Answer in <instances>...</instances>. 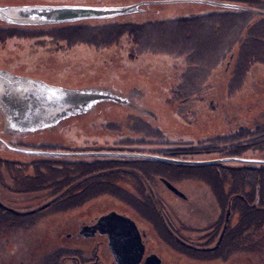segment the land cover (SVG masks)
I'll return each instance as SVG.
<instances>
[{"label":"rangeland","instance_id":"374dc122","mask_svg":"<svg viewBox=\"0 0 264 264\" xmlns=\"http://www.w3.org/2000/svg\"><path fill=\"white\" fill-rule=\"evenodd\" d=\"M29 4L100 6L138 4L135 11L109 19H86L42 25H11L0 21V30L7 28L6 32H0V67L5 69L8 67L10 70L8 68L7 70L13 73L38 77L53 84L112 90L120 97L126 98L127 102H100L87 113L61 122L55 130H41L31 135L7 132L2 124L0 126L3 130L0 135L2 134L6 140L12 139V142L19 141L22 144L52 143L56 147L60 144L74 146L86 141L88 142L86 144L94 143L99 148L103 146L105 150L121 146L117 148L119 151H106L107 153L138 152L171 158H176L175 156L188 146L193 150L200 148L204 150V152L190 153L187 158H178L189 160L228 157L223 154L222 148L241 151L236 156L245 158H252L250 156L256 154V149L264 153L262 137L259 140V136L256 137L257 134L250 135V132L258 133L261 124L264 123V16H254L257 23L250 27L249 31L250 35H254L251 37L253 46L249 56L254 59H251L245 65V69L238 74V83L233 84L231 80L234 71H231L235 63H230L228 58L230 56L234 58V53H228L220 65L217 63L207 68L206 79L188 81L189 78L182 76L186 73L191 75L187 69V61L197 58L195 55L190 57L185 51L179 54L176 52L166 54L152 47L140 50L138 44H135L127 34L120 36L118 42L100 45L102 32H106L103 40H110V33L108 30L95 27L87 31L88 35H84L79 41L78 36L82 32L80 26L64 28L75 23L94 26L117 19H126L136 23V25L130 23L127 26L128 29H139V34L149 37V41L154 40L153 35L158 30L156 24L161 22L162 32L169 34L170 41L179 43L183 34L177 33V27L171 25L170 21L164 20L180 17L182 19L178 21L185 23L188 17L210 12L213 18L208 17L204 20L205 22H216L223 24L226 28H230V25L237 27L238 21L236 22L233 16L235 12L226 10L232 7V2L223 0H0V5ZM245 19L246 14H240L242 23ZM143 21L151 22L146 25L142 24ZM92 34L96 37L93 38ZM159 35L160 32L156 36L157 40ZM91 38L97 43H88L84 40ZM72 41L76 42L71 44ZM139 44L142 46L143 43ZM238 46L239 43L235 44L233 49ZM196 49L199 57L207 55L204 48ZM187 50L191 51L190 48ZM225 65L230 66L231 76L228 72H224ZM225 75L227 81L224 83ZM244 129L245 136L239 138L240 143L236 145L235 138L229 135L232 134L235 137L236 132H244ZM257 140L259 144L254 145L253 143ZM8 149L0 142V152H6L2 153V157L11 156V151ZM66 153L69 158H72L70 154L77 151L72 148L63 154ZM12 154L17 158L23 157L17 152ZM58 155H53V158L56 159ZM41 157L52 156L41 155ZM110 158L116 157L110 155ZM233 161L226 164L238 163ZM239 164L253 167L261 165V163ZM9 166L12 167L11 164ZM20 166L23 167V165ZM174 181L179 184H202L203 192L208 189L205 186L208 182L202 179H190L183 182L180 178H175ZM157 190L160 191V187H157ZM164 197L169 198L165 195ZM43 198L46 197L43 196ZM228 209L231 208H223V214L228 213ZM24 230L21 225L20 232ZM237 248L239 251H244L245 256H249L246 259H251L255 264H264V226L251 227L250 232L237 239ZM244 257L240 261L245 260Z\"/></svg>","mask_w":264,"mask_h":264},{"label":"flooded vegetation","instance_id":"af4514ba","mask_svg":"<svg viewBox=\"0 0 264 264\" xmlns=\"http://www.w3.org/2000/svg\"><path fill=\"white\" fill-rule=\"evenodd\" d=\"M12 141L0 135L12 156L0 152V264H255L237 248V239L251 230L246 227L250 216L240 214L236 203L225 200L227 193L209 183L203 192L202 184L175 182L201 180L184 169L167 167L163 174L149 169L145 177L142 166L154 164L131 161L128 166L118 155L63 154L72 148L86 153L121 146L105 150L86 141L57 147ZM58 150L63 152L54 159L51 152ZM195 152L204 151L188 146L175 157ZM226 207L231 209L223 214ZM111 212L120 222L101 225Z\"/></svg>","mask_w":264,"mask_h":264},{"label":"trees","instance_id":"16d2710c","mask_svg":"<svg viewBox=\"0 0 264 264\" xmlns=\"http://www.w3.org/2000/svg\"><path fill=\"white\" fill-rule=\"evenodd\" d=\"M225 2H232V7L226 10H229L235 16V20L237 22V27L226 28L223 24L220 25L216 22H205L204 20L209 18H213L212 13L206 14H197L195 16H191L185 19L184 22H179L180 17H175L174 20H164L170 21L171 25L176 26V32L179 34H183V38L181 42L176 43L175 41H170L168 39L169 34L162 32L161 22L157 23L156 26L158 28L157 32L153 35L154 40H149L147 36H141L139 29H128L127 26L130 25L132 20H124V19H117L112 22L108 21L107 23H103L102 25H94L90 26L88 24H69L64 28H75L81 27L82 32L78 36L79 41L84 37L87 31L92 30V27L99 28L101 30H108L110 33V40H103L105 39L106 32L103 31L99 40L100 45H108L111 43L120 40V36H124L127 34L132 38L135 44H138V48L140 50L147 49L148 47H152L153 49H160L161 53L170 54L173 52L182 53L183 51L186 54L189 53V56L192 57L195 55L197 58L188 59V66L187 69L191 73L189 76L187 73L183 74V78H189L188 81L191 79L202 81L203 78L208 77L207 68H211L213 64H219L223 62V59L226 57L228 53H234L233 56L228 58L230 63H235L234 68L231 72L234 71L232 82L233 84L238 83V74L245 69V65L249 63L251 59H254L251 55V47L252 39L251 37L254 35H250V27H253L257 21L254 16H264V0H257L253 2H243L241 0H223ZM240 14L245 15L246 19L242 23L240 20ZM194 15V14H192ZM212 15V16H211ZM257 17V18H258ZM141 22V21H140ZM151 21H143L142 24H149ZM218 22V21H217ZM133 25H136L134 23ZM121 27V28H119ZM124 27V28H122ZM94 28V29H95ZM7 28L1 29L0 32H6ZM160 32L159 39H156V36ZM93 35V34H92ZM91 36V35H89ZM119 36V37H118ZM96 35H93L95 38ZM93 38L84 39L88 43L97 42L92 40ZM152 38V37H151ZM116 39V40H115ZM216 40L218 42H216ZM76 41H72L71 44L75 43ZM118 42V41H117ZM139 43H143L140 46ZM239 46L234 48L235 44ZM248 43V44H247ZM144 46V47H143ZM260 48H263L260 44H257ZM187 48H190L191 51H188ZM205 49V53L203 57H199L198 50L196 49ZM227 61V63H228ZM230 66L225 65L224 72L230 75ZM225 79L224 83L227 81L226 75L224 76ZM197 93V92H195ZM199 94V93H197ZM200 95V94H199ZM188 96L190 94L188 93ZM201 96V95H200ZM202 97V96H201ZM250 132V135L257 134L256 137H262V142L264 143V123L261 124L258 133ZM245 136V129L244 132H236L235 137L231 134L229 137L235 138V143L238 145L240 143L241 137ZM257 138V139H258ZM259 140L254 142V145L259 144ZM242 141V140H241ZM233 143V142H232ZM235 145V146H236ZM235 148V147H234ZM262 149V148H260ZM225 156H236L241 151H237L236 149L230 148H222L221 149ZM258 150V149H256ZM255 155H251L250 157H257L264 159L263 151H256ZM204 151V150H203ZM206 152V150H205ZM134 158V159H133ZM139 159V160H137ZM131 161H139L143 162L144 164L149 162L150 164H154V166H147L143 165L142 169L144 172V176L146 177V173L149 169H152L158 174H163L169 172V169L164 167H172L174 169H184L187 173H190V177H196L208 182L215 190L222 189L223 193L226 194V201H230L232 203L239 204L240 214L248 215L249 217V225L246 227H255V226H264V163H261L258 167H253L251 165H244L238 163H256V162H242V161H233L238 162L234 165H228L227 162H217V163H206V164H183V163H172L166 162L161 160H145V158H136V157H127L126 165L129 166ZM260 164V163H258ZM186 176L187 174H177ZM176 177V176H175ZM180 178V177H179ZM228 186V187H227ZM260 217L259 219H257ZM255 219V220H254Z\"/></svg>","mask_w":264,"mask_h":264},{"label":"water","instance_id":"95a60500","mask_svg":"<svg viewBox=\"0 0 264 264\" xmlns=\"http://www.w3.org/2000/svg\"><path fill=\"white\" fill-rule=\"evenodd\" d=\"M137 8L138 4L129 6L82 4L0 5V21L11 25L62 24L86 19H109L131 13ZM105 101L126 103L127 99L120 97L112 90L97 87L75 88L53 84L38 77L16 74L0 67V115L3 118V128L9 132L34 133L41 130H55L61 125V122L71 119L73 116L83 115L96 104ZM51 153L55 155L57 152L52 151ZM80 154L151 158L185 164H206L233 160L264 163L262 158L238 156L189 160L138 152H77L70 155ZM164 182L168 187L179 192L170 181L164 179ZM119 216L118 213L111 212L101 218L100 224L120 222Z\"/></svg>","mask_w":264,"mask_h":264}]
</instances>
